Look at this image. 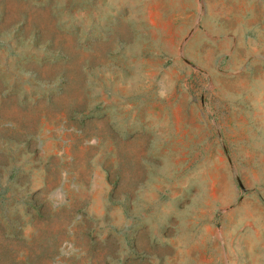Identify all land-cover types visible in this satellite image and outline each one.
Here are the masks:
<instances>
[{
  "label": "rangeland",
  "instance_id": "rangeland-1",
  "mask_svg": "<svg viewBox=\"0 0 264 264\" xmlns=\"http://www.w3.org/2000/svg\"><path fill=\"white\" fill-rule=\"evenodd\" d=\"M0 264H264V0H0Z\"/></svg>",
  "mask_w": 264,
  "mask_h": 264
},
{
  "label": "crops",
  "instance_id": "crops-1",
  "mask_svg": "<svg viewBox=\"0 0 264 264\" xmlns=\"http://www.w3.org/2000/svg\"><path fill=\"white\" fill-rule=\"evenodd\" d=\"M202 14V13H201ZM155 22H156V20H155ZM200 23V22H199ZM155 25H156V23H155ZM166 29V28H165ZM161 34V33H160ZM159 34V35H160ZM164 36H170L169 35V31H165L164 33H162ZM251 43L252 44H256V40L255 39H252L251 40ZM159 97L160 98H168V99H170V98H173V93L172 94H168V93H160L159 94ZM177 99V98H176ZM180 99L181 100H183V99H187V100H189V103H191V104H193V101H192V97L191 96H184V97H180ZM194 105V104H193Z\"/></svg>",
  "mask_w": 264,
  "mask_h": 264
}]
</instances>
